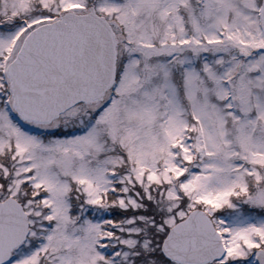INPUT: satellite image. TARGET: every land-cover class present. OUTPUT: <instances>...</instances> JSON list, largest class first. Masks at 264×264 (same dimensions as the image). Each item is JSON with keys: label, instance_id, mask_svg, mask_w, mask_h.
Wrapping results in <instances>:
<instances>
[{"label": "snow or ice", "instance_id": "6c2138e0", "mask_svg": "<svg viewBox=\"0 0 264 264\" xmlns=\"http://www.w3.org/2000/svg\"><path fill=\"white\" fill-rule=\"evenodd\" d=\"M0 264H264V0H0Z\"/></svg>", "mask_w": 264, "mask_h": 264}]
</instances>
